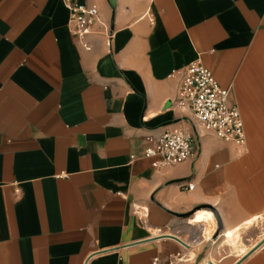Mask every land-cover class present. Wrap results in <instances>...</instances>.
I'll list each match as a JSON object with an SVG mask.
<instances>
[{
  "label": "crops",
  "instance_id": "0c3cea01",
  "mask_svg": "<svg viewBox=\"0 0 264 264\" xmlns=\"http://www.w3.org/2000/svg\"><path fill=\"white\" fill-rule=\"evenodd\" d=\"M72 4L99 8L110 45L80 44ZM193 61L230 89L246 146L200 130L156 168L145 135L193 129L176 105ZM263 232L264 0H0V264H264Z\"/></svg>",
  "mask_w": 264,
  "mask_h": 264
},
{
  "label": "built area",
  "instance_id": "2783aa9c",
  "mask_svg": "<svg viewBox=\"0 0 264 264\" xmlns=\"http://www.w3.org/2000/svg\"><path fill=\"white\" fill-rule=\"evenodd\" d=\"M71 12L69 28L82 46L91 49L86 38L96 32L111 44L114 32L97 6L72 4ZM176 105L192 111L193 129L145 135L143 156L153 158L154 167L176 165L194 157L200 130L245 148V122L239 108L230 103V89L220 87L213 71L201 61H193L183 69ZM134 158L136 155L131 156ZM188 188L193 189L194 185L189 183ZM173 262L161 257L152 260V264Z\"/></svg>",
  "mask_w": 264,
  "mask_h": 264
},
{
  "label": "bare ground",
  "instance_id": "6f19581e",
  "mask_svg": "<svg viewBox=\"0 0 264 264\" xmlns=\"http://www.w3.org/2000/svg\"><path fill=\"white\" fill-rule=\"evenodd\" d=\"M201 218H203L204 221H208V223H209V221H211V224L209 226L207 225V230H206L207 232L205 233L206 236L211 235L213 230L215 229V225H216V220H215L214 215L205 211V213L203 214V216ZM255 221L256 220L251 221V222H247V224L245 226H249L252 224V222L254 223ZM227 236H228L229 242L234 245L235 249H240L242 252L243 251L242 247L239 246V237H240L239 230L238 229H231L227 232ZM206 264H215V263L214 262H208Z\"/></svg>",
  "mask_w": 264,
  "mask_h": 264
},
{
  "label": "water",
  "instance_id": "95a60500",
  "mask_svg": "<svg viewBox=\"0 0 264 264\" xmlns=\"http://www.w3.org/2000/svg\"><path fill=\"white\" fill-rule=\"evenodd\" d=\"M114 25H113V23H112V27H113ZM175 238H177L181 243H184L181 239H179L178 237H176L175 236ZM262 246H264V240L260 243V244H258L251 252H253L254 250H256V249H258V248H260V247H262ZM251 252H249V253H251Z\"/></svg>",
  "mask_w": 264,
  "mask_h": 264
},
{
  "label": "rangeland",
  "instance_id": "374dc122",
  "mask_svg": "<svg viewBox=\"0 0 264 264\" xmlns=\"http://www.w3.org/2000/svg\"><path fill=\"white\" fill-rule=\"evenodd\" d=\"M252 152L251 151H248V152H246L245 154H244V156H248V155H250ZM260 170V169H259ZM263 234H264V232H263ZM241 237V236H240ZM240 237H239V239H240ZM245 248V247H244ZM235 251H237L238 253H241V250L240 249H234ZM212 257H215V256H212ZM216 258V257H215Z\"/></svg>",
  "mask_w": 264,
  "mask_h": 264
}]
</instances>
